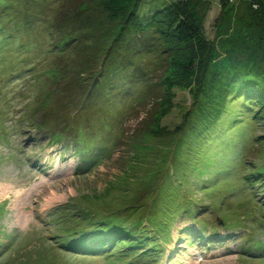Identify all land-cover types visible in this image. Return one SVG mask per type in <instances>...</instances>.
<instances>
[{"label":"rangeland","instance_id":"rangeland-1","mask_svg":"<svg viewBox=\"0 0 264 264\" xmlns=\"http://www.w3.org/2000/svg\"><path fill=\"white\" fill-rule=\"evenodd\" d=\"M0 1L9 7L0 18V264H264L243 251L253 234L264 244V106L242 113L212 68L204 98L156 32L111 16L103 0ZM210 2L205 36L219 78L245 73L264 86V0ZM62 19L70 37L54 55ZM251 174L263 181L246 185ZM106 221L140 244L107 260L62 252L65 235ZM160 225L171 236L159 247Z\"/></svg>","mask_w":264,"mask_h":264},{"label":"trees","instance_id":"trees-1","mask_svg":"<svg viewBox=\"0 0 264 264\" xmlns=\"http://www.w3.org/2000/svg\"><path fill=\"white\" fill-rule=\"evenodd\" d=\"M103 1H104L103 5L105 10L108 11V13L111 16L126 17L129 23L131 24V26H134L136 30L141 33L146 34V32H153V31L156 32L159 35V37L164 40L167 48L174 50V54L175 56H178V58L176 59V61L175 60L173 61V65L175 67V70L182 74L183 83L187 82L186 86L191 87L195 83L193 86L201 89L200 95L204 94L206 92L205 91L206 75L203 76V74L204 71L207 72L209 69L212 68L209 73V76H211V80L214 81V83H218V81H220L219 82V84L221 85L220 89L223 88L224 91H226V93L222 92V94L224 95L233 94V97H235V99H232V101L234 100V103L240 105L242 113L244 112L245 114L248 115L253 112V109L255 107L260 108L261 106H264V86H261L259 82H256L253 79H248V77L245 76V73L242 72L243 73L242 75L244 76L241 75L228 76L225 81L223 77V82L221 81V78H219L224 74V72L222 71V69H220L218 64L213 65V59L216 58L215 57L216 52L214 51V48H212V44H210V42L205 36L207 7L204 8V6L207 2L211 3L210 2L211 0H149L148 3L149 10H148V14H146L145 16L140 15V9H141L140 7L144 0H103ZM222 3L226 4L225 1H223ZM6 8L9 7L4 5L3 2L0 1V18L3 15L7 14V10H5ZM65 22L66 20L62 19V24ZM62 24H59L58 26L61 28L60 36H63L65 34L63 37L64 40L60 45H57L56 48L53 47L54 49H57L59 51L58 53L52 52V54L54 55L55 54L59 55L60 52H62V50L65 48L63 45L68 44L67 42L69 41L70 34L67 33L69 31H66L65 25ZM3 30L4 29L0 24V33L3 32ZM0 49H2V46H0ZM233 52L237 55H241L242 53L235 50L230 51V53ZM238 57L239 56H236V58ZM224 62H227L229 65H224ZM224 62L223 65L229 67L230 69H232V71H235L237 69L242 71L240 68H237L238 63H236L235 66H233L232 63L228 61V59L227 61ZM224 66H222V68H225ZM194 75L195 76L197 75L196 76V78H198L197 80L194 79ZM241 77L244 78L241 79ZM158 85L160 86L161 83H158ZM209 92L211 93L217 92V88L215 87L213 90ZM202 96H204V98L207 97L205 94ZM205 104L211 106V105H217V102H215L214 100L213 101L210 100L205 102ZM209 109H212V107H209ZM224 109L225 108L220 107L217 110L218 113H220L218 118L219 121L223 120V117H221L222 113H226ZM218 120H215L214 122L216 123ZM212 127H210L211 128L210 132H212L213 134L211 139L213 138L212 140L216 141V143L213 144L214 146H217V148H219L221 144L219 137L222 131L216 130L215 128L218 126L214 123L212 124ZM214 133H217V135H214ZM208 145H210V143H208ZM237 145L238 144L236 142V148ZM206 148L207 146H203L201 150H205ZM216 154L218 156H221L220 151H217ZM86 157L87 156L84 154L83 159L85 160ZM232 157H233L232 160L233 165L235 166V162L238 165L240 160L244 157V154L242 152L237 153V149H235V151L232 154ZM93 159L94 157L91 158V160ZM257 175H261V173H258ZM262 175L264 176V173ZM258 177L259 176L256 177V174L249 175L248 177L249 180H245L246 181L245 184L253 185L254 181L257 180ZM262 181H263L262 179L261 181L258 180L257 182H255L254 185L260 184V182ZM262 190H264V187L262 188ZM188 215H192V213ZM158 219L161 218L158 216ZM166 219H168V217L164 218V220ZM140 222H142V219L140 220ZM148 222L150 223V221ZM141 224L142 223H138L139 226H141ZM198 224H200L205 230L208 228V227L205 228L207 224L204 223L202 219L201 220L199 219ZM119 225L120 224L117 225L111 224L110 221L103 222L98 227L95 225H90L86 229L82 228L81 230L76 231L74 233H69L66 236V239L75 237L78 234H84L85 230L93 229L97 231V232H91L92 234H96L90 237L91 238L90 243L93 245L91 246L90 243L86 245V247L89 248L90 251H93V249L94 250L99 248L101 249L103 247V244L106 245V247H109V245H111L113 242H115V244H112V246L118 249L128 246L133 247L134 245L138 246L140 244L139 240H137L138 242H135L136 240L135 236L138 233L135 232L134 230L131 229L129 230L127 228H124L123 231H121V229L119 230L118 228L114 229L115 226L121 228ZM162 226L163 225H160V227H158L159 228L158 232L163 231V233H159L158 237H155L153 241V244L159 247H160L159 243L161 241L168 242L171 236V234L167 233V230H165L164 227ZM113 229L116 231H113ZM189 231L190 232L188 233H193L192 232L193 230H189ZM121 232L125 233V237H127L126 239L119 237V234ZM144 237H148V236H144ZM115 238L117 239L115 240ZM148 239H150V237H148ZM85 240H87V238H85L84 241ZM65 245H67V243ZM84 252L91 253L87 250H85ZM124 252H125L124 254L125 256L132 255L127 250ZM133 261L134 259L131 262L132 264L135 263Z\"/></svg>","mask_w":264,"mask_h":264},{"label":"bare ground","instance_id":"bare-ground-1","mask_svg":"<svg viewBox=\"0 0 264 264\" xmlns=\"http://www.w3.org/2000/svg\"><path fill=\"white\" fill-rule=\"evenodd\" d=\"M102 249H103V248H102ZM97 250H99V251H100V254H103V253H104V252H102V251H101V249H100V248H99V249H97ZM158 264H159V263H158Z\"/></svg>","mask_w":264,"mask_h":264}]
</instances>
